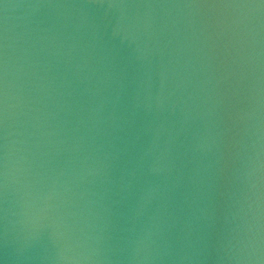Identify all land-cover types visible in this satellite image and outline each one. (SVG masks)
Returning <instances> with one entry per match:
<instances>
[{
    "label": "snow or ice",
    "instance_id": "6c2138e0",
    "mask_svg": "<svg viewBox=\"0 0 264 264\" xmlns=\"http://www.w3.org/2000/svg\"><path fill=\"white\" fill-rule=\"evenodd\" d=\"M262 3H264V0H261Z\"/></svg>",
    "mask_w": 264,
    "mask_h": 264
}]
</instances>
